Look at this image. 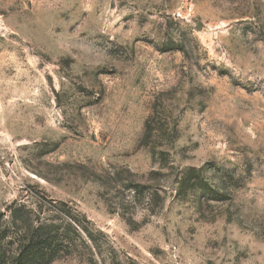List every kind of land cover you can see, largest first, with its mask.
<instances>
[{"label":"rangeland","instance_id":"rangeland-1","mask_svg":"<svg viewBox=\"0 0 264 264\" xmlns=\"http://www.w3.org/2000/svg\"><path fill=\"white\" fill-rule=\"evenodd\" d=\"M42 226L33 264H264V0H0L8 264Z\"/></svg>","mask_w":264,"mask_h":264},{"label":"trees","instance_id":"trees-1","mask_svg":"<svg viewBox=\"0 0 264 264\" xmlns=\"http://www.w3.org/2000/svg\"><path fill=\"white\" fill-rule=\"evenodd\" d=\"M46 227H38L35 229V233H37V239L34 240V243L32 246L27 247V252H21V255L13 263L16 264H33L40 251H43L46 245L50 244L49 234H46ZM6 236L4 234H0V245L2 240ZM1 247V246H0ZM0 264H8L7 256L5 251H3V248H0Z\"/></svg>","mask_w":264,"mask_h":264}]
</instances>
